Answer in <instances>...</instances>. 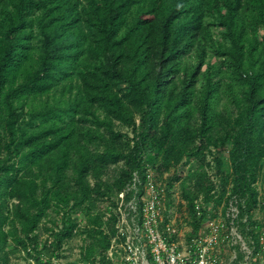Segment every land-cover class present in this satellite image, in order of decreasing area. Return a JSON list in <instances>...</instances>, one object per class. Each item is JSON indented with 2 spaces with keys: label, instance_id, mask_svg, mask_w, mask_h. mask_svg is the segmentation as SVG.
I'll return each instance as SVG.
<instances>
[{
  "label": "trees",
  "instance_id": "obj_1",
  "mask_svg": "<svg viewBox=\"0 0 264 264\" xmlns=\"http://www.w3.org/2000/svg\"><path fill=\"white\" fill-rule=\"evenodd\" d=\"M208 49L220 66L208 65L197 93ZM196 51L200 63L189 69ZM76 80L71 100L51 103ZM222 93L234 114L218 111ZM226 129L232 172L217 204L236 197L251 223L264 163V0H0V264L12 243L13 253L39 247L52 201L65 209L54 251L74 237L72 200L78 209L112 199L113 188L124 191L135 173L145 181L159 160L165 168L192 162L182 189L198 234L208 214L199 217L195 203L216 194L203 155ZM120 163L109 187L102 179ZM105 218L87 213L86 260L104 262L116 235V218ZM251 234L259 245L261 235Z\"/></svg>",
  "mask_w": 264,
  "mask_h": 264
},
{
  "label": "rangeland",
  "instance_id": "obj_2",
  "mask_svg": "<svg viewBox=\"0 0 264 264\" xmlns=\"http://www.w3.org/2000/svg\"><path fill=\"white\" fill-rule=\"evenodd\" d=\"M213 31L215 37L220 39V30L214 29ZM185 60L189 69L197 68L200 63L199 52H193ZM214 64H216L215 66H220L215 54L212 50L210 52V49H208L205 64L202 65V68L199 71V81L195 86L197 93L201 92L205 85V80L201 75L207 71L208 65ZM179 81L184 85L189 83L185 73L181 75ZM223 85H225V90L227 92L230 90L232 84L229 79H224ZM77 86L78 82L76 80L72 84L68 83L66 90L59 88L56 95L55 93H52L50 96V99H53L55 96V98L51 100V103L55 100L60 101L61 98L65 101L71 100L77 93ZM236 90H238V88ZM29 110L30 105L25 108V112H28ZM218 111L231 114H234L236 111L234 104L231 103L229 97L225 93H222V99ZM139 122L140 121L138 120V124ZM117 129L124 134H127L130 139H133L134 134L132 129L121 127L119 125ZM226 131L227 129L219 131V134L215 137V142L209 146L203 155L205 157L203 163L204 170L216 186L214 200H211L210 202H207L203 198L198 200L199 203L202 202L203 206H205L208 220L216 219L218 221L225 219V204L227 202L224 201L222 204H217V199L221 196L224 189L222 186L223 176L232 172L229 158L231 144L222 140L225 139ZM2 156L4 157L5 154L0 155V158H2ZM191 165L192 162L185 159L176 166L165 168L162 161L159 160L154 168V174L156 175L158 182L166 191L167 211L165 213V222L174 224L179 230L183 241L189 240L195 229L193 219L188 212V203L183 197L182 189V183L186 179ZM123 167L124 163L112 167L108 171V174L103 177V182L109 187H113V184L118 177L119 170ZM72 177L73 171L70 170L68 180ZM178 177L180 178L179 180ZM91 185L92 188L95 185V182L92 180ZM255 187L259 192V204L252 212V222L248 223L247 217H244L243 219L240 218L241 208H239L238 211L240 214L237 225V240L232 243H224L219 247L222 264H264V163L260 169V174ZM115 189H111L112 192H114L111 194L112 199H96L93 197L94 199L92 203L87 202L86 205L78 209H73L76 200H72L67 211L69 212L68 215L71 216L72 221L76 224L74 237L67 241L60 250L54 251L51 246L55 241L54 235L62 229L61 222L65 216V209L57 207L56 203L52 201L47 216L42 220L39 225V230L36 233V235H38L39 247L35 248L34 245L30 243L27 250L20 247L16 253H13L15 246H13L14 244L12 243L11 247L8 249V264H95V259L86 260L87 249L93 241V233L91 232L93 227L88 223L87 213L89 212L93 215L105 213L107 202L117 198V195H115ZM231 189L232 186L228 185L227 190L230 192ZM234 198L238 200L236 197ZM14 202L15 201H12L11 204ZM6 229L9 230V227L7 226ZM252 231L261 235L259 245H257L256 241L253 239L251 234ZM46 247L49 251L45 250ZM38 260H40V262Z\"/></svg>",
  "mask_w": 264,
  "mask_h": 264
},
{
  "label": "built area",
  "instance_id": "obj_3",
  "mask_svg": "<svg viewBox=\"0 0 264 264\" xmlns=\"http://www.w3.org/2000/svg\"><path fill=\"white\" fill-rule=\"evenodd\" d=\"M154 173L149 168L145 181L135 173L127 188L107 202L105 220L116 218V235L104 262L98 257L95 264H222L219 247L238 238V200L225 204V219L208 220L183 241L174 224L165 222L166 191ZM195 204L200 217L205 206Z\"/></svg>",
  "mask_w": 264,
  "mask_h": 264
}]
</instances>
